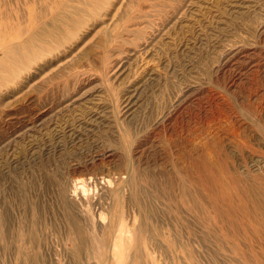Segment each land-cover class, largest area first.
<instances>
[{
  "label": "rangeland",
  "instance_id": "rangeland-1",
  "mask_svg": "<svg viewBox=\"0 0 264 264\" xmlns=\"http://www.w3.org/2000/svg\"><path fill=\"white\" fill-rule=\"evenodd\" d=\"M263 194L264 0H0V264H264Z\"/></svg>",
  "mask_w": 264,
  "mask_h": 264
},
{
  "label": "bare ground",
  "instance_id": "bare-ground-1",
  "mask_svg": "<svg viewBox=\"0 0 264 264\" xmlns=\"http://www.w3.org/2000/svg\"><path fill=\"white\" fill-rule=\"evenodd\" d=\"M23 1V0H22ZM9 2H10V0H9ZM13 2H14V0H13ZM25 2V1H24ZM15 5V4H14ZM4 6V5H3ZM27 124V123H26ZM203 162V161H202ZM205 162V161H204ZM206 163V162H205ZM208 163V162H207ZM195 165H197V164H195ZM212 165L213 164H202V166H201V164H200V166L202 167L200 170L202 171H200L201 173H202V175L204 176H202L204 179H205V181L206 182H209V183H212V184H218V191H219V194H221V196L219 197V202L221 203V204H223L224 206L226 205V206H228V207H230L231 208V206L234 208V210H239L240 209V211L242 212V213H245V206H244V204L241 202V200H242V197H241V194L240 193H238V195L240 196V200H238V199H236L237 200V202L235 203L232 199L233 198H231V194H230V191H229V186H231V187H235V183L234 182H238L239 181V177H234V176H232L231 174H229V173H227V172H224L223 173V171H222V173L221 174H219L218 172H216L214 169H212L211 167H212ZM220 165V164H219ZM214 166H215V164H214ZM222 166V165H221ZM218 167H220V166H218ZM196 168V167H195ZM200 168V167H199ZM218 169V168H217ZM196 170V169H195ZM219 170V169H218ZM228 171V170H227ZM197 172V171H196ZM200 173V174H201ZM218 175H220V177L219 178H217V176ZM129 177V176H128ZM197 178V177H196ZM221 178V179H220ZM219 179L222 181V182H220L219 181ZM197 183H199L198 181H196ZM126 183V182H125ZM242 183V182H241ZM258 184V183H257ZM199 185V184H198ZM213 186V185H212ZM200 187V186H199ZM204 187L208 190V192H210L211 194H212V202H213V204H214V206H217V196H216V194H215V192H214V190H213V188L212 187H206V184H204ZM244 187V186H243ZM121 188V187H120ZM123 188H125V187H123ZM215 189V188H214ZM244 189H246V188H244ZM216 190V189H215ZM236 190V189H235ZM121 191V190H120ZM243 191V190H242ZM259 191H260V189H259ZM116 192V191H115ZM240 192V191H239ZM250 192V191H249ZM244 193V192H243ZM247 193V192H246ZM257 193V192H256ZM261 193V192H260ZM114 194V193H113ZM119 194V193H118ZM250 194V193H249ZM112 195V194H111ZM233 195V194H232ZM243 195V194H242ZM252 195V194H251ZM264 195V194H263ZM254 196V195H253ZM120 196L118 195V198H119ZM146 197V196H145ZM244 197H246V196H244ZM104 198V197H103ZM121 198V197H120ZM255 197H253V199H254ZM98 200V199H97ZM103 200V199H102ZM104 201V200H103ZM130 201V200H129ZM249 201V200H248ZM255 201V200H254ZM258 201V200H257ZM256 201V202H257ZM98 202V201H97ZM111 202H112V200H111ZM260 202H262L261 200H260ZM258 203V202H257ZM263 203V202H262ZM232 204V205H231ZM249 204V203H248ZM148 205V204H147ZM250 205V204H249ZM259 205H261V203H259ZM264 205V204H263ZM97 206V205H96ZM102 206V205H101ZM209 206V205H208ZM262 206V205H261ZM260 206V207H261ZM99 207V206H98ZM219 207V206H218ZM252 207V206H251ZM250 207V208H251ZM109 208V207H108ZM220 208V207H219ZM229 209V208H228ZM262 209V208H261ZM252 210V209H251ZM250 210V211H251ZM148 211V210H147ZM216 212V211H215ZM152 213V212H151ZM112 214V213H111ZM253 214V213H252ZM255 214V213H254ZM262 214H263V212H262ZM219 215V214H218ZM238 215H239V213H238ZM150 216V215H149ZM225 216V215H224ZM250 216H252V215H250ZM68 218H69V216H67ZM113 217V216H112ZM68 218H67V220H68ZM225 218V217H224ZM239 218V217H238ZM71 219V218H70ZM240 221V220H239ZM72 222V221H71ZM118 222V221H117ZM219 222V221H218ZM145 223V222H144ZM221 223V222H220ZM117 224V223H116ZM146 224V223H145ZM242 224V223H241ZM245 224V223H244ZM121 225H124V224H121ZM226 225V224H225ZM216 226V225H215ZM117 227V226H116ZM122 227V226H121ZM246 227H247V225H246ZM143 228V227H142ZM240 228V227H239ZM116 229V228H115ZM122 229V228H121ZM120 229V230H121ZM113 231V230H112ZM118 231V230H117ZM117 231H115L116 233H117ZM113 240V239H112ZM118 244V243H117ZM114 245H116V244H114ZM112 246V245H111ZM111 246H110V248H111ZM116 247V246H115ZM112 249V248H111ZM115 249V248H114ZM109 250V249H108ZM88 251H89V247H88ZM112 251V250H111ZM110 252V251H109ZM110 254H111V252H110ZM109 254V255H110ZM92 256V255H91ZM93 257V256H92ZM91 257V258H92ZM105 257V256H104ZM111 257V256H110ZM112 258V257H111ZM85 259V258H84ZM105 259V258H104ZM108 259V258H107ZM106 259V260H107ZM83 260V259H82ZM113 260H115V259H113ZM86 261V260H85ZM102 261V260H101ZM105 263H107V262H105ZM110 263V262H109ZM115 263V262H114Z\"/></svg>",
  "mask_w": 264,
  "mask_h": 264
}]
</instances>
